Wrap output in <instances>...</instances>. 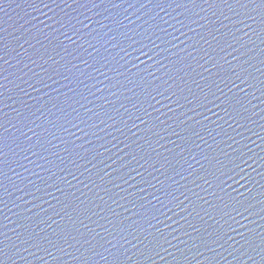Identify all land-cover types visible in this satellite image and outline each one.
<instances>
[{
  "label": "water",
  "instance_id": "water-1",
  "mask_svg": "<svg viewBox=\"0 0 264 264\" xmlns=\"http://www.w3.org/2000/svg\"><path fill=\"white\" fill-rule=\"evenodd\" d=\"M0 264H264V0H0Z\"/></svg>",
  "mask_w": 264,
  "mask_h": 264
}]
</instances>
